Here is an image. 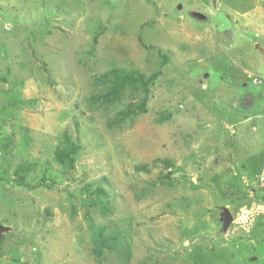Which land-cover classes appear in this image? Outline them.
I'll list each match as a JSON object with an SVG mask.
<instances>
[{
	"label": "rangeland",
	"instance_id": "374dc122",
	"mask_svg": "<svg viewBox=\"0 0 264 264\" xmlns=\"http://www.w3.org/2000/svg\"><path fill=\"white\" fill-rule=\"evenodd\" d=\"M211 1L0 0V264H264V0Z\"/></svg>",
	"mask_w": 264,
	"mask_h": 264
},
{
	"label": "trees",
	"instance_id": "16d2710c",
	"mask_svg": "<svg viewBox=\"0 0 264 264\" xmlns=\"http://www.w3.org/2000/svg\"><path fill=\"white\" fill-rule=\"evenodd\" d=\"M162 66L165 65V63L163 62L161 64ZM112 79H111V78ZM156 77V75H152L149 78H145L143 76H133L131 74H119L118 72H116L115 70L110 71L106 76V82H108V79L110 80L111 83H113V88H115V86H125V85H135V86H140V88L145 89L146 86L148 84H150L154 78ZM67 143V142H66ZM76 145L73 146H64V144H62V147H60L58 149V151L55 152V160L63 165H67V166H72V158L71 156L73 154L76 153ZM23 166H19L17 167V169L14 171L15 176H17L20 180L18 181L17 179H12V182L14 183V185H18V186H23L25 187V176H22L21 173L25 172L28 170V167H23ZM54 181H51L48 178L42 177L39 179L38 184L35 187H30V188H46V189H50L53 188L55 186V184L53 183Z\"/></svg>",
	"mask_w": 264,
	"mask_h": 264
},
{
	"label": "water",
	"instance_id": "95a60500",
	"mask_svg": "<svg viewBox=\"0 0 264 264\" xmlns=\"http://www.w3.org/2000/svg\"><path fill=\"white\" fill-rule=\"evenodd\" d=\"M217 1L218 0L211 1L213 9H216ZM218 216L219 218H217V222H219L220 224V233L224 234L233 219L229 211L226 208H220ZM8 230L9 228L0 225V237L3 233L7 232Z\"/></svg>",
	"mask_w": 264,
	"mask_h": 264
},
{
	"label": "clouds",
	"instance_id": "9594fccd",
	"mask_svg": "<svg viewBox=\"0 0 264 264\" xmlns=\"http://www.w3.org/2000/svg\"><path fill=\"white\" fill-rule=\"evenodd\" d=\"M242 212L245 211L244 209L241 210Z\"/></svg>",
	"mask_w": 264,
	"mask_h": 264
}]
</instances>
